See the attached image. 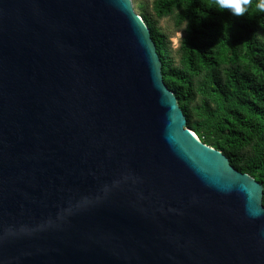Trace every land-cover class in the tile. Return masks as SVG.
<instances>
[{
	"label": "water",
	"instance_id": "95a60500",
	"mask_svg": "<svg viewBox=\"0 0 264 264\" xmlns=\"http://www.w3.org/2000/svg\"><path fill=\"white\" fill-rule=\"evenodd\" d=\"M132 0H0V264H264V190L187 126Z\"/></svg>",
	"mask_w": 264,
	"mask_h": 264
},
{
	"label": "trees",
	"instance_id": "16d2710c",
	"mask_svg": "<svg viewBox=\"0 0 264 264\" xmlns=\"http://www.w3.org/2000/svg\"><path fill=\"white\" fill-rule=\"evenodd\" d=\"M136 12L188 128L264 190V13L235 17L211 0H151ZM163 19L171 31L160 26Z\"/></svg>",
	"mask_w": 264,
	"mask_h": 264
},
{
	"label": "clouds",
	"instance_id": "9594fccd",
	"mask_svg": "<svg viewBox=\"0 0 264 264\" xmlns=\"http://www.w3.org/2000/svg\"><path fill=\"white\" fill-rule=\"evenodd\" d=\"M211 3L216 10L222 11L227 9L235 17L244 16L246 13L249 15L264 13V0H211Z\"/></svg>",
	"mask_w": 264,
	"mask_h": 264
},
{
	"label": "rangeland",
	"instance_id": "374dc122",
	"mask_svg": "<svg viewBox=\"0 0 264 264\" xmlns=\"http://www.w3.org/2000/svg\"><path fill=\"white\" fill-rule=\"evenodd\" d=\"M151 0H132V3H133V6H134V9L137 11V8L141 5H144V4H150ZM160 26L163 27V28H167L168 30L170 29L171 31V22L168 20V19H163L162 21H160ZM174 38H172V42H173V45L174 47H178V40L181 36L180 33H176V34H173Z\"/></svg>",
	"mask_w": 264,
	"mask_h": 264
}]
</instances>
